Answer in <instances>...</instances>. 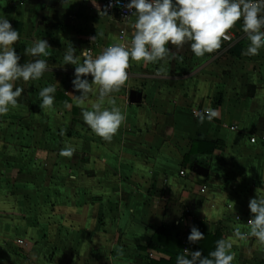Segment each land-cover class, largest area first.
<instances>
[{
    "label": "crops",
    "instance_id": "1",
    "mask_svg": "<svg viewBox=\"0 0 264 264\" xmlns=\"http://www.w3.org/2000/svg\"><path fill=\"white\" fill-rule=\"evenodd\" d=\"M103 9L104 0H0V17L19 33L20 64L34 59L24 54L34 40L50 46L40 57L49 70L18 82L17 105L0 116V264H170L157 250L175 264L179 235L193 226L204 238L187 246L211 258L216 241L247 231L233 219L251 218L249 200L264 196V49L245 55L242 21L203 57L186 43L169 45L162 62L130 60L128 79L111 94L126 120L107 142L84 124L90 103L77 104L75 66L63 64L70 45L96 56L122 34L131 41L135 17ZM48 85L54 106L42 110ZM207 108L220 115L201 122L194 112ZM65 146L75 149L71 158L59 155ZM163 226L178 234L176 246L154 242ZM232 251V264H264L255 238Z\"/></svg>",
    "mask_w": 264,
    "mask_h": 264
},
{
    "label": "clouds",
    "instance_id": "2",
    "mask_svg": "<svg viewBox=\"0 0 264 264\" xmlns=\"http://www.w3.org/2000/svg\"><path fill=\"white\" fill-rule=\"evenodd\" d=\"M112 6L110 0L99 14L107 15V9ZM125 7L135 17L130 44H112L96 56L90 55L88 49L77 56L76 49L70 45L63 56L64 65L75 66L71 83L74 91L80 93L74 95L77 104L90 103V109L81 111L84 124L107 142L113 139L126 120L111 94L119 91L128 79L130 60L145 64L162 62L168 58L169 45L179 49L186 43L195 57H203L221 47L226 32L238 21H242V31L249 41L245 55L256 56L264 49V0H129ZM18 39V31L6 17H0V116L17 105L24 91L18 82L27 84L40 80L49 70L47 60L40 58L50 55L48 41L34 40L32 46L24 50L26 56L34 59L20 64L21 57L14 49ZM55 92L54 85L39 91L42 110L53 108ZM92 93L97 95L95 102L89 101ZM105 103L111 107H106ZM65 106L71 107L67 102ZM219 115L218 110L207 108L199 119L201 122L205 119L211 121ZM74 152V148L65 146L59 155L71 158ZM248 208L251 218L247 222V231L236 228L232 239L216 241L215 249L209 253L211 258L202 256L199 250L189 252L185 249L187 255L179 257L177 264H232L234 243L249 237L264 247V196L251 198ZM203 238L204 234L195 226L187 237L190 243Z\"/></svg>",
    "mask_w": 264,
    "mask_h": 264
},
{
    "label": "built area",
    "instance_id": "3",
    "mask_svg": "<svg viewBox=\"0 0 264 264\" xmlns=\"http://www.w3.org/2000/svg\"><path fill=\"white\" fill-rule=\"evenodd\" d=\"M129 2V0H119V3L116 2V0H111L112 3V7L107 9V14L108 15H115L117 16L120 20L122 21H128L130 20L133 16H131V13L127 10V8L125 7V5ZM110 3V0H104V9L105 7ZM103 9V10H104ZM226 38H223L222 40L226 41V42H230V38L225 35ZM119 43H125V44H130V41L126 40V36L125 34H122L119 36ZM89 51V54L93 56V52L90 48H87ZM86 50V49H85ZM127 71H130V66L127 69ZM203 112L202 111H195L194 114L201 115ZM252 144H254L256 142V139L253 138L250 140ZM260 143L264 146V136L260 139ZM181 175H183L184 173L181 172ZM227 209H230V206L227 207ZM250 218H246L243 220V218L241 216H235L233 221L235 223H244V225L247 227V222ZM176 226L178 227L179 225L176 224ZM186 233L185 232H181L179 235L180 241H181V246L179 247V249L175 252V264H177V259L179 257L185 256L187 255L185 249H187L189 252H191L192 250L185 244V240H186Z\"/></svg>",
    "mask_w": 264,
    "mask_h": 264
},
{
    "label": "trees",
    "instance_id": "4",
    "mask_svg": "<svg viewBox=\"0 0 264 264\" xmlns=\"http://www.w3.org/2000/svg\"><path fill=\"white\" fill-rule=\"evenodd\" d=\"M210 149H213V147L212 146H210ZM162 239H171L170 241H172V245L173 246H176L177 245V239H178V234L176 233V232H173L172 230H170V229H168V228H166V227H161V228H159L157 231H156V234H155V236L153 237V240H154V242H156L157 244H161L162 243ZM180 241V240H179ZM185 244L186 245H188L187 244V237H186V240H185ZM182 244H181V241H180V246H181ZM179 246V247H180ZM179 249V248H178ZM159 253H162V254H164V255H167L169 258H170V260H171V262H170V264H174V261L172 260V257H171V255L169 254V253H167V252H162V251H160V250H157ZM174 251H175V249L174 250H172V252L171 253H174ZM203 255H204V253H203ZM168 264V263H167Z\"/></svg>",
    "mask_w": 264,
    "mask_h": 264
},
{
    "label": "water",
    "instance_id": "5",
    "mask_svg": "<svg viewBox=\"0 0 264 264\" xmlns=\"http://www.w3.org/2000/svg\"><path fill=\"white\" fill-rule=\"evenodd\" d=\"M135 95H136L135 92H132L131 98H134Z\"/></svg>",
    "mask_w": 264,
    "mask_h": 264
}]
</instances>
